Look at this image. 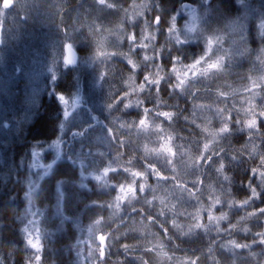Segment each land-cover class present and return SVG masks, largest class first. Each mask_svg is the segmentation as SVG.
Instances as JSON below:
<instances>
[{
  "label": "clouds",
  "instance_id": "obj_1",
  "mask_svg": "<svg viewBox=\"0 0 264 264\" xmlns=\"http://www.w3.org/2000/svg\"><path fill=\"white\" fill-rule=\"evenodd\" d=\"M0 264H264V0H0Z\"/></svg>",
  "mask_w": 264,
  "mask_h": 264
}]
</instances>
